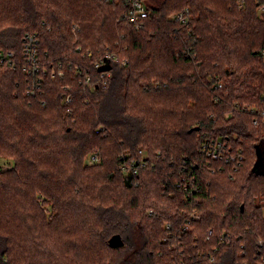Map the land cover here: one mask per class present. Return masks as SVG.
I'll list each match as a JSON object with an SVG mask.
<instances>
[{
  "label": "trees",
  "instance_id": "1",
  "mask_svg": "<svg viewBox=\"0 0 264 264\" xmlns=\"http://www.w3.org/2000/svg\"><path fill=\"white\" fill-rule=\"evenodd\" d=\"M244 2L155 0L136 29L124 18L130 0H0V49L22 62L23 38L38 34L49 71L33 97L22 65L0 66V158L14 160L0 167V264H174L213 252L226 233L231 246L214 261L186 264H236L241 244L258 255L264 0ZM187 8L188 22L171 18ZM210 136L243 151L237 172L210 173L201 154ZM142 150L149 167L125 176L120 156ZM194 210L201 219L182 235ZM168 223L183 252L167 244ZM71 224L77 231L65 232ZM55 234L66 238L59 250ZM115 235L123 247H110Z\"/></svg>",
  "mask_w": 264,
  "mask_h": 264
},
{
  "label": "built area",
  "instance_id": "2",
  "mask_svg": "<svg viewBox=\"0 0 264 264\" xmlns=\"http://www.w3.org/2000/svg\"><path fill=\"white\" fill-rule=\"evenodd\" d=\"M239 6L244 5V0H236ZM131 8L128 13L125 14L124 18H126L131 25H133L136 29L142 24V20L147 17L148 10L145 0H130ZM263 9H260L262 12ZM189 8L183 10L180 13L174 14L171 18H175L179 21L188 22L189 21ZM40 39L38 34H27L22 40V62H20V58L17 56L15 52L9 51L6 52L0 49V66H8L13 69L23 66L22 70L31 80L28 88V95L36 96L37 93H42V83L44 80V76L49 74V71L42 66L41 58H40ZM80 49V48H79ZM105 59L111 60L113 59L111 56L107 55ZM114 61H117L113 59ZM112 61V60H111ZM105 65V60L100 59L95 63V67L100 69ZM78 71H75L74 74L77 75ZM52 77H56V73L54 71L51 72ZM59 76L63 75V72H59ZM108 75V72H104L103 77ZM100 84V82L96 85V87ZM85 85L89 88H92L94 85L91 83V78L87 77L85 80ZM221 87V85L219 86ZM72 100L70 95L65 96V102L68 104ZM44 105V103H43ZM255 112V111H254ZM262 121H264V111L261 113ZM259 119L254 120V126L259 125ZM201 154L204 156L205 161L207 162V168L211 174L215 175L217 173H224L229 168L228 173L232 174L237 172L242 164L244 163V154L242 150L235 151L230 144L227 143L225 139L222 137H205L201 144ZM141 158L138 159L136 157H131L130 152H125L120 156V160L122 161L121 167L122 172L125 176L134 174L138 175L140 171L143 169H147L150 165L148 161L145 160L146 152L144 150L139 151L136 155ZM90 164H96L100 161V153L98 151L94 152L89 157ZM233 177V176H231ZM191 183H195V178ZM195 186V184H194ZM177 187L183 188L187 191L189 188L188 185H184L179 182ZM193 195L197 194V187H194L192 190ZM201 219L200 214L194 210L190 214H188L187 222L181 226L180 232L182 235L185 234L188 230L192 229L194 223ZM166 242L172 249H181L183 252L186 250L185 240L179 238L174 232V227L172 224L168 223L166 225ZM213 236L212 231H208V240ZM233 238L229 234H224L219 236L217 240V245L213 247V252H196L193 255L188 254L186 260L189 259H200L206 257L210 259V261H214L217 254H219L221 247L226 245L228 247L231 246ZM258 245L260 247V251L258 255L251 257V253H249L248 247L241 244V248L238 251L237 257L239 261H236V264H251L250 259H253L255 263L253 264H264V238L260 237L258 241ZM184 249V250H183ZM186 260L183 258L176 259L174 264H186ZM249 260V261H248Z\"/></svg>",
  "mask_w": 264,
  "mask_h": 264
},
{
  "label": "rangeland",
  "instance_id": "3",
  "mask_svg": "<svg viewBox=\"0 0 264 264\" xmlns=\"http://www.w3.org/2000/svg\"><path fill=\"white\" fill-rule=\"evenodd\" d=\"M155 0H145L146 4H152ZM88 163H90L89 159L87 161ZM14 164V160L9 158V157H2L0 158V167H1V170L3 171H7V170H10L12 168ZM92 164V163H91ZM264 165V164H262ZM262 204H263V216H264V197L262 198ZM76 220V219H75ZM77 222V220H76ZM78 223V222H77ZM75 224H71L70 225V228L67 229L65 232H71V233H74L77 231V229H74ZM77 225V224H76ZM75 234L74 235H71L69 236V239L73 240ZM62 239H66L65 237H60L58 236L57 234H55V245H56V250H59L58 249V244H60L62 242ZM73 252V250H71ZM68 254V253H67Z\"/></svg>",
  "mask_w": 264,
  "mask_h": 264
},
{
  "label": "water",
  "instance_id": "4",
  "mask_svg": "<svg viewBox=\"0 0 264 264\" xmlns=\"http://www.w3.org/2000/svg\"><path fill=\"white\" fill-rule=\"evenodd\" d=\"M108 69H109V67H108L107 65H104V66H102V67L100 68V71H101V72H105V71H107ZM195 130L198 131L199 129L196 128ZM109 245H110V247H112V248H120V247H123L124 242H123L121 236H119V235H115V236H113V237L110 239V241H109Z\"/></svg>",
  "mask_w": 264,
  "mask_h": 264
}]
</instances>
